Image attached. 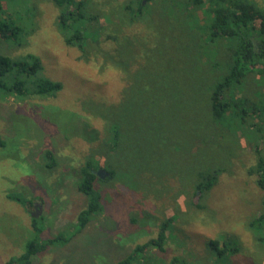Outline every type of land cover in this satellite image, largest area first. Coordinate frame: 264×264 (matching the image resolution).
<instances>
[{
  "label": "rangeland",
  "instance_id": "rangeland-1",
  "mask_svg": "<svg viewBox=\"0 0 264 264\" xmlns=\"http://www.w3.org/2000/svg\"><path fill=\"white\" fill-rule=\"evenodd\" d=\"M83 1L87 16L97 20L64 30L61 9L50 0L1 3L3 17L22 32L19 45L0 39V55L15 61L38 57L43 75L60 82L62 89L55 97L25 93L18 98L0 92V136L6 143L0 148V264L21 256L29 241L73 233L67 243L37 254L31 264H115L155 238L160 224L169 220L162 248L137 251L133 264H264V227L256 225L263 192L249 175L256 162L253 133L231 132L219 147L199 153L182 125L185 118L168 119L174 108L193 114L188 105L184 108L187 100L181 102L182 91L194 99L192 89L179 82L178 92L168 81L185 80L182 70L173 75L168 67L173 63L170 43L185 46L190 37L189 31L168 37L175 21L166 8L178 6V1L151 6L136 22L124 10L127 5L134 9L136 0ZM86 28L76 46L66 44L76 30ZM157 36L160 48L153 45ZM186 53L180 48L175 55L184 68L192 61ZM185 75L200 80L199 72L191 79ZM154 79L167 80L162 83L171 88H163L158 105H152L149 89L137 87L138 80ZM118 120L134 134L133 148L121 146L113 161L120 172L127 171L126 177L97 185L103 211L75 234L87 199L76 189L78 168L96 142L93 138L103 137ZM156 123L165 128H156ZM149 127L154 138L136 142L138 133L149 134ZM47 151L54 159L46 160ZM260 152L264 156V144ZM228 153L229 163L220 159ZM211 154L218 161L207 162ZM53 160L57 166L47 169ZM210 163L225 165L226 171L203 206L194 208L195 174ZM33 215L39 235L32 228Z\"/></svg>",
  "mask_w": 264,
  "mask_h": 264
},
{
  "label": "trees",
  "instance_id": "trees-1",
  "mask_svg": "<svg viewBox=\"0 0 264 264\" xmlns=\"http://www.w3.org/2000/svg\"><path fill=\"white\" fill-rule=\"evenodd\" d=\"M3 1L11 0H0V39L4 42L15 43L22 30L11 19L3 17L1 6ZM50 1L61 9L60 25L63 30L69 24L77 25L82 21L83 24L84 22L90 24L97 20L96 16H87L83 0ZM162 1L169 3L173 0H136L134 9L127 5L124 10H130L133 16L131 21L136 22L145 10L151 6L153 9L155 6L158 7ZM177 1L178 6L166 8L175 21L174 27L170 30L172 34H169L168 37L173 38L175 34L181 36L184 31H189L190 37L186 40L185 46L177 42L180 36L175 39L179 45L170 43V47H173L171 50L173 63L171 66L168 62L169 71L172 70L174 75L182 70L181 74L184 75L185 80L168 81L172 85H177L178 92H181L179 82L189 86L188 89H192L194 99L192 96L188 99L186 93L182 91L181 102L187 100L184 108L188 105L190 111L187 110V112H193V114L186 113L185 109L174 108L171 111L174 114L168 119L176 117L182 122V118H185L182 125L192 134V142L197 146L199 153L211 152L219 147L231 132L236 136L239 132L244 131L245 133L246 130L253 133L251 140L252 145L256 148V162L249 169V175L255 177L257 189L263 192L261 213L256 217L257 229H262L264 227V156L260 154V150L264 144L261 140L264 137V0ZM177 7L179 8L177 9ZM199 13L202 15L201 18H199ZM86 32L87 28L76 30L71 37L66 39V44L76 46L75 39L79 41ZM158 39L157 36L153 41L156 48H160ZM19 41L17 45L20 44ZM78 47L83 49L84 44L78 43ZM180 48L183 52L187 51L186 55L190 61L192 55V65L186 64L184 68L182 64L176 62L175 55L178 51L180 52ZM43 71V63L36 56L28 55L15 61L0 55V92L3 95L18 98H24L25 93H32L38 97H55L62 89V84L47 79L43 75ZM197 72H199L200 80H187L185 73L191 79ZM164 81L167 80H138L137 87L138 90L143 87L149 89L153 95L149 98L152 105H158L161 104L160 94L163 88L166 91L171 89L169 84L162 83ZM243 92L249 95H240ZM165 97L162 96L163 104ZM159 125L156 128H165L164 123ZM257 126L258 130L256 131ZM150 127L148 128L149 134L144 133L147 135L146 137L143 136V133H138L136 142L141 143L154 138V128L150 130ZM196 132L199 134L196 135ZM133 136V133H127L124 130V126L118 120L109 130H104L103 137L93 138L96 142L78 168L76 189L87 199L84 208L76 218L75 234L83 231L103 211L101 205L103 200L97 185L118 182L120 175L122 178L126 177L127 171L120 172L118 163L113 161L117 153L120 152L121 146L127 150L130 149V146L133 148ZM258 137L261 138L257 140ZM5 145V141L0 136V148H4ZM229 154H221L220 159L226 158L225 162L229 163L227 156ZM44 157L46 160L54 159L49 151L44 154ZM100 160H103L102 164H100ZM206 161L216 162L218 160L211 154ZM56 166L57 163L53 160L46 165V168ZM98 169L108 173L105 180L96 176ZM225 171V165L215 164L212 167L210 163L195 174V189L192 194L193 199L190 201L192 207L203 206L202 203ZM14 200L22 202L18 198ZM27 204L30 205L29 202ZM37 221L36 218H32V228L36 235H39L41 229L37 228ZM170 224V220L162 222L155 238L150 239L141 249L135 250L134 254L115 264H133L136 261L137 251L143 252L148 249V246L161 249ZM73 236L74 233L68 238L56 236L54 239L42 243L37 240L29 241L21 256L13 258L5 264H31L37 254L50 247L64 245ZM213 246L217 249L216 244Z\"/></svg>",
  "mask_w": 264,
  "mask_h": 264
},
{
  "label": "water",
  "instance_id": "water-1",
  "mask_svg": "<svg viewBox=\"0 0 264 264\" xmlns=\"http://www.w3.org/2000/svg\"><path fill=\"white\" fill-rule=\"evenodd\" d=\"M96 176L102 180H105L108 177V173H106L104 170L102 169H98L96 171ZM34 218H36V215H33Z\"/></svg>",
  "mask_w": 264,
  "mask_h": 264
}]
</instances>
